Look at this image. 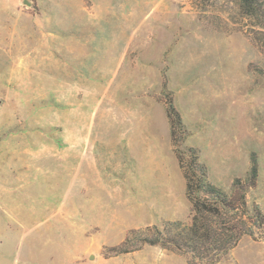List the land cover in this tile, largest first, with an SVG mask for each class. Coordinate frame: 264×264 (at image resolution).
Wrapping results in <instances>:
<instances>
[{
    "label": "rangeland",
    "instance_id": "obj_1",
    "mask_svg": "<svg viewBox=\"0 0 264 264\" xmlns=\"http://www.w3.org/2000/svg\"><path fill=\"white\" fill-rule=\"evenodd\" d=\"M258 23L239 0H0V264H208L170 242L191 149L227 227L255 223L218 264H264Z\"/></svg>",
    "mask_w": 264,
    "mask_h": 264
},
{
    "label": "trees",
    "instance_id": "obj_2",
    "mask_svg": "<svg viewBox=\"0 0 264 264\" xmlns=\"http://www.w3.org/2000/svg\"><path fill=\"white\" fill-rule=\"evenodd\" d=\"M239 5L245 16L257 20L258 24L264 28V0H239ZM168 113L174 137V130L177 125L182 124V120L172 105L169 107ZM191 153H193L194 161L190 170L184 166L180 158L179 161L187 183V196L193 206L192 223L189 226L176 223L177 237L170 239V242L178 251L190 253L196 260L207 261L208 264H218L231 249L237 246L243 236L253 234L252 227L255 223L241 219L239 226L235 224L233 227H227L226 220H229L230 224L232 221L230 218H225L224 215L237 211L238 208L233 205L224 191L209 182L207 169L200 162L197 152L191 149ZM252 176L253 178L257 176L256 166L252 169ZM200 192L221 199L219 203L217 201L211 203L208 199L201 198ZM241 204L243 207L246 206L243 197ZM255 213L257 219L262 216L258 209ZM157 232V234H161V232ZM159 240V238H146L145 242L156 245L160 243ZM169 246L168 243L163 244L166 249H171Z\"/></svg>",
    "mask_w": 264,
    "mask_h": 264
}]
</instances>
